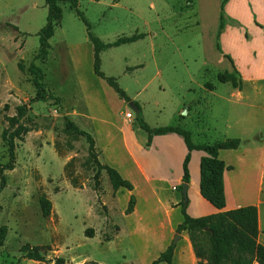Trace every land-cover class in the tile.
Instances as JSON below:
<instances>
[{
  "label": "rangeland",
  "instance_id": "rangeland-1",
  "mask_svg": "<svg viewBox=\"0 0 264 264\" xmlns=\"http://www.w3.org/2000/svg\"><path fill=\"white\" fill-rule=\"evenodd\" d=\"M114 1L79 0L92 32L107 43L137 31L148 36L103 51L102 71L118 78L151 127L180 123L192 131L197 143L219 138L214 131L207 138L199 131L206 126L223 127L228 116L230 83L220 82L218 72L229 67L231 71L233 66L227 57L214 58L207 46L216 41L218 14L202 8L200 1L199 6L198 0L189 7L193 0H122L112 7ZM62 8V24L50 40L49 58L41 62L35 56L38 33L47 22L45 0H0V164L9 161L8 143L2 136L4 130L15 127L9 118L21 105L28 107L22 120L27 133L23 140L15 141L16 167L4 172L7 186L0 194V223L9 227L5 245L0 247V264H56L58 258L64 264H152L174 240L178 246L173 264H198L199 258L191 259L183 241L184 234L189 237L188 231H176L175 224L182 221L181 209L172 213L181 201H172V188L183 173L178 141L158 137L153 150L146 148L148 134L137 123L135 110L95 75L94 48L85 23L70 4H62ZM31 63L43 69L47 89L60 99L31 101L37 93ZM82 77L95 85L98 99L104 101L106 115L101 119L90 117L78 83ZM207 82L216 86L214 91L207 88ZM260 97L262 102L255 110L260 119L255 125L264 126V84ZM129 111L134 113L132 120L125 116ZM66 116L98 140L101 162L113 154L106 144L111 129L107 123L115 129L134 128L127 136L136 141L137 157L149 178L133 168L127 179L135 189L115 192L106 171H99L90 157L86 138L65 129ZM261 146L251 162L228 157L238 161L237 174L228 188L230 202L238 197L243 203L260 201L264 231V140ZM165 147L173 149L169 161L165 160ZM116 154L121 158V150ZM203 154L193 152L189 165L192 212H205L209 204L196 192H200ZM178 186L174 189L182 194ZM132 194L137 198L135 215L126 214ZM40 195L53 203L48 218L42 215ZM88 229L94 231L93 237L86 235ZM27 243L49 246L43 253L51 261L23 258L21 247Z\"/></svg>",
  "mask_w": 264,
  "mask_h": 264
},
{
  "label": "trees",
  "instance_id": "trees-1",
  "mask_svg": "<svg viewBox=\"0 0 264 264\" xmlns=\"http://www.w3.org/2000/svg\"><path fill=\"white\" fill-rule=\"evenodd\" d=\"M228 1L229 0H222L221 2L220 22L216 37V47L221 52H223V50L220 44V38L226 26V5ZM45 2L48 8L47 22L38 33L40 45L35 59L41 62H46L48 60L51 48L50 40L55 35L57 28L61 26L62 22L63 8L61 3H68L71 8L76 11L87 27L88 36L94 48L95 74L104 79L108 85L113 87L124 101L128 103L132 101L126 91L121 88L116 78L107 76L102 71L101 52L111 47L135 42L144 38V35L134 34L128 37H121L114 42L105 43L92 32L91 23L79 8V0H45ZM224 56L230 60L233 69L231 71L220 72L218 74V79L221 82H230L234 87L241 89L243 86V79L234 60L230 55L224 54ZM29 71L33 75L32 81L37 89L36 96L31 100L32 102L60 99L47 89V85L44 81L45 75L40 66L31 63ZM135 104L140 111L139 104L137 102H135ZM27 113V105H21L17 114L9 118L11 125H15V127L11 130H4L2 134L3 140L8 143L9 161L6 164H0V194L7 186V178L4 172L6 170H14L16 167L15 164L17 157L15 152V141L16 139L23 140L24 135L27 133V129L22 123V120L26 117ZM136 120L139 126L148 134L147 147L152 145L153 137L157 135L176 133L183 139L188 152L183 162L182 184L178 186L181 191L183 190V183H190L191 177L189 163L192 151H203L205 155L202 156L200 161V193L204 199L217 209L222 210L226 207L227 196L224 174L226 170L233 169V166L226 164V162L220 157V151L240 148V138H227L214 143H196L193 139L192 132L179 124L151 127L144 120L141 112L137 113ZM65 129L74 135L86 138L89 144L90 157L96 162L99 171H106L111 186L115 192L121 188H125L129 191L134 190L135 187L132 181L125 178L118 169L109 164L101 163L96 151L97 142L91 133L81 129L69 116L65 117ZM39 203L43 217L48 218L53 212L52 201L47 198L46 195H40ZM189 203V199L186 202L184 197H182L179 206L183 221L178 224L176 231L177 233L188 231L195 255L200 260L198 264H264V244L259 241L260 228L258 206H241L235 209L224 210L201 217H193L188 212ZM136 204L137 198L132 194L126 209V214L133 213ZM1 209L2 205L0 202V211ZM93 232L92 229H88L86 235L93 237ZM8 233L9 227L0 223V247L5 245ZM48 249H50L49 246H32L27 243L21 247V252H23L22 257L49 263L51 260L47 259L44 255ZM175 249L176 244L171 243L158 258L153 260L152 264H160L162 262L173 264ZM204 259L207 260L206 263L204 262ZM55 263L64 264V259L58 258ZM15 264H18V262Z\"/></svg>",
  "mask_w": 264,
  "mask_h": 264
},
{
  "label": "crops",
  "instance_id": "crops-1",
  "mask_svg": "<svg viewBox=\"0 0 264 264\" xmlns=\"http://www.w3.org/2000/svg\"><path fill=\"white\" fill-rule=\"evenodd\" d=\"M99 1L100 0H98V2ZM199 1L203 5L202 8L207 10L210 8L212 10V13L216 12V14H218L217 16L218 19L216 21V28L218 31L222 0H198V4L200 6ZM121 2L122 0H115L112 3V7L119 6ZM62 4L64 3H61V6ZM192 5H194V0L192 3L187 5V7ZM131 12L132 11H130V13ZM115 19H120V18L117 17ZM263 26H264V0H229L226 5V26L220 38V44L223 52H220L217 49L216 41L212 45L211 44L207 45L209 52L212 53L214 58L216 59L226 58L223 54L231 55L232 57H235V55H237V58L235 57L234 62L243 79V86L241 89L234 87L230 82H226V83H230V88H229V96L227 98L228 116L223 127L218 128L216 126H206V127H202L199 130L200 134L205 136V138H207L208 134H210L212 131L219 134L218 135L219 138L212 140L206 139L202 141L203 143H214L225 140L227 138L241 139L240 148L226 149L220 151V157L226 162V164L233 166V169L226 170L224 174L225 190L227 196L226 207L220 210L208 202L209 204H206L207 209L205 212H199V211L192 212L191 211V205H192L191 192L193 191L192 174H190L191 177L190 183H188L189 186L188 197L190 200L188 206V212L193 217H201L209 214L218 213L224 210L235 209L241 206H247V205L258 206L259 228H260L259 241L262 244H264V231L262 230L260 201L243 203L242 201H240V198L238 197V198H234L232 202H230V193H229L228 185L231 184L232 179H234V176H236L237 174L236 171L238 167V161H233L232 159L229 160L228 157L235 158L236 160L244 159L251 162L253 159H255V154L258 152V148H262V146L260 147V145L261 143L263 144V140H264V128H263L264 126L261 123L255 125V123L258 122L260 119L258 115H256L255 110L258 108V106H260L262 102V98L260 97V95L262 93L263 84H264V27ZM134 34H143L144 38L132 43H137L148 36V33L146 32L137 31L132 35ZM121 37H128V35H123L120 36L119 38ZM132 43H127V44H132ZM229 69H226L224 71H229ZM224 71H219L218 74ZM246 75L249 76V78H247ZM116 80L118 81V78H116ZM78 83L79 86L81 87L82 95L89 107L88 111L90 117L92 118V120H98L99 118L101 119L104 115H106V111H105L106 106L104 104V101L98 99L97 97L98 94L95 85H93V83L86 82L84 80V77H82V81ZM206 86L208 89H210V91H214L216 88V86H214L210 82H207ZM123 102L126 105V101ZM140 112L142 113L141 107H140ZM180 118H182V116H180ZM178 124L181 125L180 123ZM107 125L110 126L111 129L109 130L108 140L106 144L108 148H110L111 146L113 154H115L116 151L119 150L120 152L121 150L122 159L118 157L117 154L116 155L112 154L111 157L107 158V162L102 161L101 163L103 164L106 163L115 167L125 178L131 179L132 175L130 171L133 168L136 171L140 172L143 177L149 178L145 165L137 157L135 151L136 141L134 139L132 140L129 139V137L127 136L128 132L133 134L134 128L129 127L128 130L121 128L115 129L114 124L107 123ZM176 135L178 134L170 133L166 135L154 136L152 145L150 147H147L146 145V148H148L149 150L150 149L153 150L155 148V142L158 137L176 139V141H178L180 145V153L178 157L180 158L181 164H183L188 149L183 139L179 135L178 136ZM96 142H97V146L99 147L98 140H96ZM140 148L142 149V151H145V148H143L142 146ZM196 151H200V150L192 151L191 155H193V152ZM104 152H106V150ZM172 152L173 149L171 147L164 148L165 160L168 161L170 160V158L172 157ZM203 155H205V153ZM191 161H192V157L189 165H191ZM261 167H262V163H261ZM261 178L263 177L261 176ZM182 179H183V173L181 172L177 178V181L175 182V185L182 184ZM174 186L172 189L175 192V198L172 201H174L175 203H179V201L182 200L183 194L176 191L174 189ZM196 192L197 195L198 194L201 195V193L198 192L197 190ZM176 209H180V206L173 208L172 213H174ZM136 210L137 207L134 210V212L131 214L135 215ZM182 221H183V216H182ZM178 224L179 223L175 225ZM170 226H174V225H170ZM183 241L187 242V248H188L187 253L191 257V259L193 258L197 259L198 257L194 253L192 243L187 234L186 235L184 234ZM177 246L175 249L174 259L177 253Z\"/></svg>",
  "mask_w": 264,
  "mask_h": 264
},
{
  "label": "water",
  "instance_id": "water-1",
  "mask_svg": "<svg viewBox=\"0 0 264 264\" xmlns=\"http://www.w3.org/2000/svg\"><path fill=\"white\" fill-rule=\"evenodd\" d=\"M129 106H130V108H132L133 110H135L136 113H139L140 112L139 109H138V107L136 106L135 102L130 101L129 102ZM188 189H189L188 183H183L182 193H183V197H184V199H185L186 202L189 199V197H188ZM178 237H179V234L176 235L175 239L178 238ZM174 243H176L175 240H174Z\"/></svg>",
  "mask_w": 264,
  "mask_h": 264
},
{
  "label": "built area",
  "instance_id": "built-area-1",
  "mask_svg": "<svg viewBox=\"0 0 264 264\" xmlns=\"http://www.w3.org/2000/svg\"><path fill=\"white\" fill-rule=\"evenodd\" d=\"M125 116H126V118H127L128 120H132L133 117H134V113H133L132 111H129V112L126 113Z\"/></svg>",
  "mask_w": 264,
  "mask_h": 264
}]
</instances>
